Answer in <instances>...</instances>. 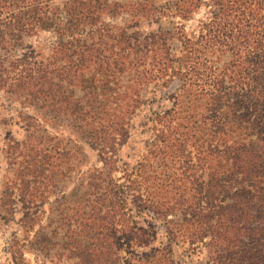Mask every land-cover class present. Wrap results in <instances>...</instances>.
Listing matches in <instances>:
<instances>
[{"label":"trees","instance_id":"trees-1","mask_svg":"<svg viewBox=\"0 0 264 264\" xmlns=\"http://www.w3.org/2000/svg\"><path fill=\"white\" fill-rule=\"evenodd\" d=\"M43 32L49 48L27 51ZM0 92L24 122L0 137V228L20 207L23 232L3 248L11 264H178V243L209 264H264V0H0ZM137 121L147 139L131 167L120 155ZM63 136L82 192L50 233L38 209L64 198Z\"/></svg>","mask_w":264,"mask_h":264},{"label":"rangeland","instance_id":"rangeland-1","mask_svg":"<svg viewBox=\"0 0 264 264\" xmlns=\"http://www.w3.org/2000/svg\"><path fill=\"white\" fill-rule=\"evenodd\" d=\"M162 3L166 2V0H161ZM207 13V9L203 8L201 12L196 16V19L191 20L189 22H185L184 24L187 26L186 30L188 32H192L194 30H197L199 25V20L204 19L205 15ZM180 20L178 19V22ZM121 24L122 20L119 19L117 21ZM143 30H153L156 28L150 27L149 25H146V28H142ZM52 42V35L46 32L40 33L39 35L28 39L27 44L29 45V49L27 51H34V52H40L44 51L49 48L50 44ZM177 42L175 41V44ZM177 84L174 85L169 90H161L158 92V97L167 96L168 94H171L175 91L177 88ZM150 96H153V94H150ZM166 104H169L168 102H164L163 100H158L154 102L153 105H150V108L157 109L159 105L165 106ZM148 107V106H146ZM146 107L142 110L141 116L142 118L146 115H149V111L146 109ZM18 106L15 104H11L10 101H8L4 94L0 92V137L4 139L5 137H8L9 134H11L12 137L20 138L22 136L23 129L21 128L24 126V122L22 119L18 116ZM14 118L13 127H10V133L7 134V129L5 127H2L3 124L6 122L9 123L10 119ZM144 119V118H143ZM140 122V121H139ZM138 121L136 122V128L133 131V134L129 140V143L127 147L123 149L121 152V164L128 163L131 165V167L137 166L139 156H142L141 154L144 152L145 148V140L147 139V134L142 133V127L141 124ZM53 134L56 133L53 129H50ZM65 137V136H63ZM68 139V137H65V140L63 141V146L67 145V148L71 149L70 154H68V157L64 159V169L67 176H62L63 181L59 185L58 189L61 191V195L59 198H62L58 202L56 197H50V199L45 203L44 208L41 207L38 209L40 214H43L42 220L43 224L48 226V230L50 233H52L55 228L62 225L63 222L59 221L58 219V213L62 210H65V212H69V216L72 214H75L76 206L74 205V201L77 199L78 196L74 195L76 192L80 190L82 192L79 183H80V176L81 173L80 170V160H79V150L77 145H75V142ZM86 149L89 150V147L86 146ZM89 154L91 156L90 165L92 163H95L96 154L91 152L89 150ZM2 156V155H1ZM89 165V166H90ZM97 166H101L100 162H97ZM86 170V169H84ZM122 174H117V176H120ZM6 176V165L5 162H2V167L0 170V190H1V184ZM79 192V193H80ZM80 195V194H79ZM57 201V202H56ZM34 209H37V205L34 207ZM19 211L16 212V219L11 224L7 225L3 229L0 228V242L2 244V251L0 252V264H11L10 263V257L9 255L3 250V248L6 246V242L14 235L16 234L20 238H23V232L20 227V224L18 223V220L20 218V207H18ZM139 215V214H138ZM152 215H140L137 216L138 221L142 226H149L148 224L152 222L154 225H158L160 227L159 231L156 234L157 240L154 242L153 246H161L163 244H166L167 238L165 236V233L163 231V228L161 225H159V222L151 217ZM1 227V226H0ZM56 241V240H55ZM128 255V252H124L123 256L126 257ZM174 258L178 264H209L208 257L205 249L202 247V245H196L193 248L189 246V244H183L178 243L174 246ZM137 260L133 261L134 263H137ZM24 264H44L42 257L37 256L33 253H26L25 254V263ZM47 264H56L55 261H50V258H47Z\"/></svg>","mask_w":264,"mask_h":264}]
</instances>
